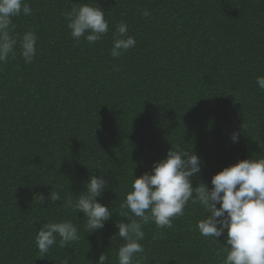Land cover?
Listing matches in <instances>:
<instances>
[{
    "label": "trees",
    "instance_id": "16d2710c",
    "mask_svg": "<svg viewBox=\"0 0 264 264\" xmlns=\"http://www.w3.org/2000/svg\"><path fill=\"white\" fill-rule=\"evenodd\" d=\"M26 2L32 15L14 18L13 34L34 29L36 56L25 64L18 44L0 65V264H58L64 257L91 264L104 252L117 264L123 241L111 238L114 221L125 219L120 205L132 173L150 171L172 145L192 147L202 161L193 187L210 188L223 167L264 155V90L256 83L264 76V0H94L109 22L95 44L83 37L77 43L64 18L90 0ZM121 21L136 46L113 58ZM90 174L108 181L98 200L113 216L88 234L83 213L63 198L83 191ZM52 186L62 197L54 204L47 200ZM184 213L158 240L154 224L144 227L141 264H222L215 241L196 227L202 206L190 201ZM63 219L77 225L80 240L40 257L37 230Z\"/></svg>",
    "mask_w": 264,
    "mask_h": 264
},
{
    "label": "clouds",
    "instance_id": "9594fccd",
    "mask_svg": "<svg viewBox=\"0 0 264 264\" xmlns=\"http://www.w3.org/2000/svg\"><path fill=\"white\" fill-rule=\"evenodd\" d=\"M32 7L26 0H0V65L14 58L19 44V54L25 64L33 62L36 56L37 35L29 29L23 35H14V18L31 16ZM149 17L150 12L141 13ZM70 36L79 43L81 38L95 44L109 32L105 11L94 0L74 4L64 13ZM136 40L128 35V25L121 21L112 34L110 55L121 57ZM114 71L119 68L114 66ZM256 83L264 90V76H257ZM238 142V133L230 137ZM202 161L191 149L180 145L171 146L166 155L154 161L151 170L134 177L130 191L121 203L120 215L124 220L114 221L117 235L123 243L116 250L117 264H141L144 259V227L154 224L157 232L153 240L162 238L160 229L171 228L173 219L183 216L185 207L191 201L202 206V217L196 227L201 236L210 238L223 254L222 264H264V155L256 154L234 164L223 167L211 177V187L205 183L193 187L192 180L201 172ZM108 181L103 175H89L84 190L63 198L64 206L83 213L86 233L91 234L104 228L113 216L110 207L99 202ZM39 196L44 203L45 197ZM50 203L61 201L59 190L52 186L47 195ZM219 205V206H217ZM126 209L127 211H123ZM223 244L216 238L225 236ZM59 238V239H58ZM76 224L69 219L46 222L37 230L35 245L40 257L48 254L53 246L66 248L80 240ZM108 252L101 253L91 264H108ZM58 264H69L67 257Z\"/></svg>",
    "mask_w": 264,
    "mask_h": 264
}]
</instances>
